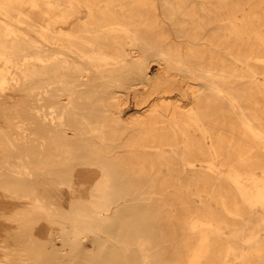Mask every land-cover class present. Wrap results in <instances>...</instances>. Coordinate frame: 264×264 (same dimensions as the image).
Masks as SVG:
<instances>
[{"label":"rangeland","instance_id":"1","mask_svg":"<svg viewBox=\"0 0 264 264\" xmlns=\"http://www.w3.org/2000/svg\"><path fill=\"white\" fill-rule=\"evenodd\" d=\"M42 1L44 2V8H46L42 13H38V10L34 9L29 3L21 6L22 15L15 11L13 16H9L0 10V28L4 30V26L17 27L25 31L26 34L35 37L42 48H49L52 45L58 47L59 43L46 40L39 30L46 27L55 28L56 26L57 29L65 32L71 31L73 27L68 21L60 20L57 24L51 23L55 16L60 17L66 10H72L70 8L71 1H74L77 5L74 10H80L79 15L82 16L83 20L88 18L87 13L91 10L87 4L79 3L78 0ZM153 1L158 14L167 19L174 31L181 26V19L179 18L186 17L189 19L188 27L192 31L197 23L195 21L204 20L206 27L203 31H206L207 35L213 37L216 42L213 44L215 47H213L223 52L228 62L233 59L238 65V73H240V76L236 79L238 90L244 91L246 89L249 91L257 85L262 89V93L252 96L249 101L242 99V102L245 105L249 103V106L259 107V111L264 116V51H254L249 58H243L241 50L249 51L252 44H254V39L246 43L239 41L232 48L228 44L233 41V37H224L221 40L218 38L219 34H232L230 28H228L232 11L237 14L240 24L247 21L250 13H253V15L258 14L254 16V23L263 30L264 25H261V23L264 20V0H242L244 8L240 10H199L197 16H192L191 10H187L186 14L181 13V10H166L167 8L163 5L166 0ZM216 1L185 0L188 8L193 5L200 6L203 2L211 7ZM255 1L259 2L258 10H253ZM101 4L108 7L109 1L101 0ZM54 5L57 7L52 8ZM19 17L22 19H19ZM70 17H73V15H70ZM4 21L10 22V24ZM217 27H219V30H214ZM245 35L248 37V32ZM4 39L8 43H12L13 35H7V38ZM238 48L239 50H237ZM32 52V48L31 50L14 52V61L9 62L0 58V67L7 66L11 78V81L6 84H3L0 79V94L2 97L0 99H4L0 103V107L3 106L1 107L3 109H0V121L2 122V118H5H3V124L0 122V139H2L0 140L2 145L0 146V180L9 178V176H3L1 173L9 174V172H12L14 174L24 166L23 164L28 162L29 166L31 165L29 170L32 171L27 172L28 174L26 173L25 176L28 184L21 185L28 190L35 189L37 195L54 205L58 214L48 217L40 213H31L14 203L6 202L0 182V193L2 195H0L2 197H0V264L4 262H7L6 264H147L146 258L150 264H186L189 255L194 252V249L188 247L187 244L189 241L196 244L203 233L208 234L211 247L209 252L201 256V264H264V202L262 201L263 196L258 195L252 178V176L263 175L264 167L261 164L264 165V157L256 156L253 159L256 164L245 166L246 168L243 166L240 169V173L243 174H239V176L241 175L243 182L247 183L246 187L253 186L251 194H248L247 188H244L243 184H240L233 173L230 172L231 166L222 163V160L224 162V159H227L225 156H229L227 147L230 144L231 146L237 144L236 139L232 143L229 141L232 133L227 129L236 126L239 128L242 123L237 118L226 115V113L229 115L233 113V110L228 108L230 106L228 101L220 99L216 102L213 100L209 106L203 103L202 105L205 108L195 102L189 104L188 107L195 106V114H200L201 110L204 109V112L212 113L214 117L193 122L196 125L191 126L189 130H184L186 127L189 128V125L181 120L166 122L165 124L160 123L158 128L146 130L141 123L135 121L130 123L116 122L112 120L111 116L106 117L101 106L104 91L101 89L102 87H97V81H91L88 83L89 85H79L75 92L76 97H74L75 94L73 96V100L76 101L74 100V104L72 103L69 107H65L66 104L64 103L68 101L67 97L69 93H73V89L69 86L62 88L61 82L55 81L51 85L44 86V88H37L35 92L40 93L38 98L34 100H37L35 104H38L37 107L40 113H48L49 116L51 115L50 117L58 116L57 127L66 128L68 132L70 131L68 135H63L60 138L61 131L58 133L55 131L54 136V131L48 132L43 129L42 125L34 123L30 111L32 108L29 104L30 93L21 90V84H23V81L25 82L21 67L24 66L23 62L26 59L35 60ZM74 54L76 55L75 59L79 58L83 64H86V57L81 52L75 51ZM157 58L158 55H149L146 59L147 63L152 65L151 72L153 74L161 68ZM75 59L72 60V67L64 70V77L73 82H75L77 73ZM222 63L224 64L221 61L220 64ZM224 67L227 69L230 64L226 63ZM255 76L259 80L256 84L253 82ZM231 79L230 75L225 76L226 83L231 84ZM160 81L161 79L158 82ZM53 85L57 87L55 86V88ZM147 87L149 88L148 91ZM147 87L140 84V94L135 89L127 92V101L121 106L122 113L127 116L150 105L151 97H148V94L151 86L148 85ZM194 89L198 91L194 93ZM194 89L184 88L183 96L185 100H191L195 97V94L200 97H207L211 92L207 84L196 86ZM47 90H50V92H47ZM78 92L80 95H77ZM58 94L61 96H58ZM258 98L259 101L256 102ZM43 100H45L44 106ZM218 103L224 105L223 111L220 110ZM16 104H20L22 107L19 105V108ZM8 108L9 111L6 110ZM83 111L86 113L93 111L95 116H100L103 119L106 117L107 120H104L102 134L96 130L86 133L80 130L79 124ZM217 113L222 115L221 118L216 119ZM60 115L63 116L62 119ZM18 121L20 123L23 121V123L20 124ZM62 121L64 124L61 123ZM8 122L13 127H9ZM73 122L74 124H72ZM260 122V126L264 127V119ZM17 125H19V128ZM6 126L9 128H6ZM220 128H222L221 131ZM5 133L10 136L11 140L8 139L9 136ZM239 135L235 134V138H238ZM220 137L222 138L219 139ZM44 138L47 139L42 143L41 139L44 140ZM7 142L11 143L8 145ZM33 148H36L39 153L33 155V165H37L39 169L43 168L44 170L37 169V171L35 168L38 167L33 166L27 160L30 158ZM22 155L27 161L21 160L23 159ZM210 155H212L211 158L215 162H213L214 168L212 170L226 172L221 179H218V184L212 185V183L207 182L206 180L209 179L206 175L198 174L196 178H191L192 176H189L186 170L181 167L176 168V165L186 164V162L192 160L200 163L201 158ZM81 164L82 166H80ZM216 164H219V166ZM19 166L21 167L19 168ZM56 170L57 172H55ZM39 171L43 172L44 175L40 174ZM106 171L111 175L113 184L111 193L114 197L115 209L118 208L106 225L107 234L93 237L89 239L90 241H85L84 245L70 243L66 239L57 237L56 234L62 230L63 224L73 217L74 212L72 211L77 206L89 209L87 201L90 193L89 184L97 175ZM253 172L254 174H251ZM14 178L16 177L14 176ZM61 178L63 180H60ZM64 181H66V184ZM10 182H12L11 186L18 185L17 179L10 180ZM67 184H70L72 188L70 186L68 188ZM70 188L72 191L69 190ZM80 197H84V199L80 200ZM256 210H260L261 214H255ZM192 232L196 235L192 236ZM49 241L52 242L49 243ZM58 258L60 260H57ZM1 261L3 262L1 263Z\"/></svg>","mask_w":264,"mask_h":264},{"label":"bare ground","instance_id":"2","mask_svg":"<svg viewBox=\"0 0 264 264\" xmlns=\"http://www.w3.org/2000/svg\"><path fill=\"white\" fill-rule=\"evenodd\" d=\"M108 1H109L108 7H104L101 4V0H78L79 3L87 4L88 7L91 9L87 13L88 18L84 20L82 19V16L79 15L80 10H74L75 8H77V5L74 3V1H71L70 8L72 10H66L60 17L55 16L51 20L53 21L51 23H55V24H57L60 20L68 21L69 24L72 25L73 27L71 31L65 32L60 29H57L56 26L55 28L45 26L46 28L39 30L42 36L46 40L52 43H56V42L59 43L58 47L56 45H52L49 48H42V45L36 40L35 37L26 34L25 31L17 27L14 28L11 26H7V27L4 26L5 28L4 30L3 28H0V58L5 59L7 62L14 61V57H13L14 52L17 53L27 49L28 50H31V48L33 49L32 56L35 58V60L26 59V61L23 62L24 66L21 67L22 73L24 74L25 77V82L23 81V84H21V90L23 92L30 93L29 104L30 107L32 108V109L30 108L31 109L30 111H31V115L33 116L32 118L34 120V123H36L37 125L39 124L42 125L43 129L47 130L48 132L54 131V136L56 134L55 131H57V133L61 131L62 133L60 135V138H62L63 135L66 136L70 133V131L68 132L66 128H62L59 126L57 127L56 122L58 116L50 117L51 115L49 116L48 113H40L37 107L38 104L37 105L35 104L37 100L35 101L34 99H37L40 93V92L36 93L35 90H37V88L39 87L44 88V86L51 85L55 81L61 82L62 88L69 86L71 89H73V93H69L68 97L66 96L68 98V101L64 103L66 104L65 107L71 106V104L75 100V99L73 100V96L77 91L78 89L77 87L79 85L88 84L91 81H95V82L97 81V85H98L97 87H102L101 89H103L104 91V97L102 99V105H101L103 114L106 117L111 116L112 120L116 122L130 123L132 121H135L141 123L142 127H144L146 130H151L155 127L158 128L160 123L165 124L166 122H171V121L174 122L176 120H181L186 122L185 124L189 125V128L186 127L184 128V130H189L191 126L196 125V123L193 122H198L200 120H205L207 118H214L212 113L204 112V109L201 110L200 114H195V106L191 105L188 107L189 104L195 102L197 105L201 106L203 103H206L209 106L211 105V101L213 100L217 102L220 99H224L225 101H228L230 103V106L228 108H231L233 110V113L229 115L226 113L227 111L226 109L225 111L226 115L228 117H235L238 120H240L242 123L239 128L235 125L236 127L234 128L231 127L230 129H227L232 133L230 135L231 138L229 139V141L232 143L236 139L237 144L234 146H231L230 144L227 147V152L229 156L228 157L225 156V158L227 159H224V162L222 160V163L225 165H230L231 166L230 172L233 173L235 179L240 184H243L244 188H247L246 187L247 183L243 182L241 175L239 176V174H243L240 173V169L243 166L244 168H246L247 166H252L256 164V161L253 160L256 156L260 158L264 157V127L260 126L261 123L260 121L264 119V116L259 111V107L256 106L253 107L252 105L249 106V103L245 105L243 104L242 99L249 101L252 99V96H255L258 93H262V89L257 85L253 87L254 89H251L249 91H247L246 89H244V91L238 90V87L236 85V79H238V76H240V73H238V65H236L233 59L230 62H228L224 53L214 48L215 46L213 44L216 43L215 39L210 35H207L206 31H203L204 28L206 27L203 19L195 21L197 23L196 26L194 27V30L192 31L191 28L189 29L188 27L189 19H187L186 17L179 18L181 19L180 20L181 26L176 31H174L171 29V26L167 22V19L158 14L153 0H108ZM25 3H29L34 9L38 10V13H42L46 10V8H44V2L42 0H0V10L9 16L10 15L13 16L15 11L22 15L23 10L21 9V6ZM163 5L167 8L166 10H181V13H185V14L188 12L187 10H191L193 14L192 16H197L199 10H240L244 8L242 5V0H217L211 7H208L203 2L200 6L193 5L192 7L188 8L185 0H176V1L166 0L164 1ZM253 6H254L253 10H258L259 2L255 1L253 3ZM56 7L57 6L55 5L52 6V8H56ZM170 13L172 12L170 11ZM70 15H73V17H70ZM257 15L258 14L253 15V13H250V16L247 19V21L244 24H240L238 21L237 14L234 11H232L230 24L228 26L232 34L231 35L219 34L218 38H220L221 40L224 37H228V38L233 37V41L228 44V46L232 48H234V46L239 41H241V43L244 42L246 43L249 42L251 39H254V44H252L249 51L241 50L242 52L241 55L243 58H249L252 55V52L254 51H264L263 48L264 29L262 30L258 25L254 23V16ZM19 19L22 18L19 17ZM4 22L10 24V22L8 21H4ZM262 24L264 25V20H262L261 25ZM215 29L219 30V27L214 28V30ZM247 32H248V37L245 35V33ZM10 34L13 35L12 43H8V41L4 39L7 38V35ZM237 50H239V48ZM75 51L81 52V54H83V56L86 57V64H83L79 58L75 59L76 56L74 54ZM149 55H158L157 60L161 64L160 70L158 72H155L154 74L151 72V67H152L151 63H147L146 60ZM188 58L189 60H187ZM73 59H75L76 62L75 69H77L75 82L68 80L67 78L64 77V70L68 69L69 67H72ZM221 61L224 62V64L223 63L220 64ZM225 62L230 64L231 69L230 67H228L227 69L224 67V65H226ZM227 75H230L232 77L231 84L226 83L225 76ZM0 79L3 84L9 83L11 81V78L9 76V68L7 66L0 67ZM159 79H161L160 82H158ZM253 82L255 84L259 82L257 76L253 78ZM140 84L141 85L143 84L144 87H147L148 85L151 86L150 93L148 94L149 95L148 97H151L150 105L145 109H140V111H137L136 113H131L126 116L124 113H122L121 110V106H123L122 104L127 101L126 94L131 89H135L136 92L140 94L141 93ZM205 84L209 86L211 91L207 97H200L195 94V97L192 98L191 100L189 101L185 100L183 96L184 88L194 89L196 86L199 85L203 86ZM146 89L148 91L149 88L147 87ZM196 91L198 90L194 89V93ZM47 92H50V90H47ZM80 93L82 92L80 91ZM77 95H80L79 92ZM58 96L61 95L58 94ZM74 97H76V94ZM3 100L0 99V103ZM43 101H44L43 102V106H44L45 100ZM257 101H259V98L258 100H256V102ZM218 104L220 110H222L224 108V105L222 103H218ZM16 105L19 108L20 106L22 107V105L20 104H19L20 106L18 104ZM18 107H16V109ZM202 107L205 108V106L203 105ZM9 108L6 110L9 111L10 110ZM12 109L13 107L11 108V110ZM221 116L222 115L217 113L216 119L221 118ZM62 117L63 116L60 115L61 119ZM106 117L105 119H103L100 116H95V113L93 111L88 113L83 111L81 114L82 119L80 120V124H79L80 130H82V132L85 131V133L90 132L91 130L93 131L96 130L98 133L102 134V132L104 131V125H103L104 120H107ZM3 118H2V122L0 121L2 124L4 123L3 120L5 119ZM18 123H20V121H18ZM61 123L64 124L63 121ZM72 124H74V122ZM17 126L19 128V125ZM9 127H13V125L11 126L10 124ZM9 127L6 126V128ZM26 130L28 131V129ZM221 130L222 128H220V131ZM5 134L8 135L7 133ZM235 134H240V135L238 138H235ZM41 138L43 137L41 136ZM221 138L222 137H220L219 139ZM8 139L11 140L10 136L8 137ZM45 139L47 138H44V140L41 139L42 143H44L43 141H45ZM36 140H34V142H36ZM9 143L11 142H7L8 145ZM35 144L37 145L38 143ZM0 146L2 145L0 144ZM38 154L39 153L36 150V148H33V150H31L30 156L28 154L30 158L27 159L30 164L33 165L34 162L32 159L33 155H38ZM25 156L27 157V155ZM211 156L212 155L201 158L200 163H196L195 160H192L190 162H186V164L188 165L178 164L176 165V168L181 167L183 170H186L187 174L189 176H192L191 178H196L198 174L206 175L208 176L207 178L209 179L206 180L207 182L212 183V185L218 184V179H221L226 172H224L223 170L218 172L212 170L214 168L213 166L214 161L212 160ZM21 160L23 161L26 159H24L23 157V159ZM23 165L24 166L22 167L19 166V168L20 167L21 168L20 169L18 168L19 170L17 172L15 171L16 173L14 174L12 172H9V174L1 173L3 174V176L4 175L9 176V178L6 180H0L3 190V195L6 198L5 201L14 203L16 206L18 207L20 206L31 213L34 212L40 213L48 217L54 216L57 213L55 211L54 205L45 201L43 197L37 195L35 189L28 190L21 185V184H28L27 183L28 181L25 178V176L27 172L29 173L32 171L29 170L31 165L29 166L28 162L27 164H23ZM261 165L264 167L263 164ZM33 166H37V165H33ZM80 166H82V164ZM217 166H219V164ZM16 167L18 166L16 165ZM35 169L40 170L43 168L39 169L38 167ZM57 170L55 172H57ZM234 173L237 175H235ZM32 174L34 175L33 172ZM40 174H43V172L42 173L40 172ZM251 174H254V172ZM14 176L16 178H14ZM71 176L73 175L71 174ZM252 178L255 182L258 195L263 196L262 201L264 202V168H263V175L252 176ZM14 179H17V184H18L17 186L10 185L12 184L10 180H14ZM60 180L63 179L61 178ZM64 182L66 184V181ZM70 184L69 185L67 184L68 188L69 186L72 188ZM112 186L113 184H112L111 175L107 171L100 175H97L89 184L90 193L88 197L86 196L89 209L83 208L81 206H77L74 209V211H72L74 212L73 217L70 220H67L65 224H63V227L61 226L62 230L56 234L57 237L66 239L70 243H76L77 245H84L85 241L92 239L93 237H99L105 233L107 234L106 225L111 220L114 211L118 209V208L115 209V203L113 201L114 197L111 193ZM71 188L69 190H71ZM252 189L253 186H249L247 188L248 194H251ZM82 199H84V197H82L80 200ZM236 203L238 204L239 202ZM260 210H256L254 213L259 215L261 214ZM192 233H193L192 236L196 235L194 232ZM106 237L108 238L107 235ZM51 242L52 241H49V243ZM187 246L193 248L194 252L193 254L189 255V259L187 260L186 264H201L202 263L201 256L206 252H209V249L211 247L209 243L208 234L203 233L199 237L198 242L196 244H193L189 241ZM57 260L60 259L58 258ZM2 262L3 261H1V263ZM4 263L6 264L7 262ZM146 263L150 264L148 263L147 258H146Z\"/></svg>","mask_w":264,"mask_h":264}]
</instances>
